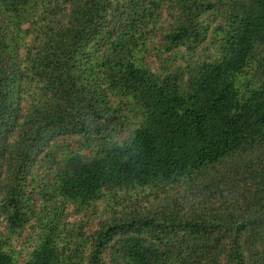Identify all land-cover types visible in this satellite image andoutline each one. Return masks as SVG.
Here are the masks:
<instances>
[{
	"label": "trees",
	"instance_id": "trees-1",
	"mask_svg": "<svg viewBox=\"0 0 264 264\" xmlns=\"http://www.w3.org/2000/svg\"><path fill=\"white\" fill-rule=\"evenodd\" d=\"M0 264H264V0H0Z\"/></svg>",
	"mask_w": 264,
	"mask_h": 264
},
{
	"label": "rangeland",
	"instance_id": "rangeland-1",
	"mask_svg": "<svg viewBox=\"0 0 264 264\" xmlns=\"http://www.w3.org/2000/svg\"><path fill=\"white\" fill-rule=\"evenodd\" d=\"M82 217L89 220V222H88L89 228H92L93 229L98 224V220H99L98 217L99 216H97L96 213H88L85 216H82L80 214H72L71 217H70V220L72 222H76V221L82 219ZM26 234L27 233H25L22 238H20V239L17 240V245H18V248L19 249L23 248V245L22 244L25 243L24 242V238L26 237Z\"/></svg>",
	"mask_w": 264,
	"mask_h": 264
}]
</instances>
